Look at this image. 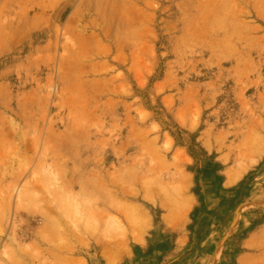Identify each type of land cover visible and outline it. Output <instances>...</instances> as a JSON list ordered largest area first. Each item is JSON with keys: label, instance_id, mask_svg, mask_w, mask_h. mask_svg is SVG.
I'll use <instances>...</instances> for the list:
<instances>
[{"label": "rangeland", "instance_id": "374dc122", "mask_svg": "<svg viewBox=\"0 0 264 264\" xmlns=\"http://www.w3.org/2000/svg\"><path fill=\"white\" fill-rule=\"evenodd\" d=\"M84 3L0 0V264H264V0Z\"/></svg>", "mask_w": 264, "mask_h": 264}, {"label": "crops", "instance_id": "0c3cea01", "mask_svg": "<svg viewBox=\"0 0 264 264\" xmlns=\"http://www.w3.org/2000/svg\"><path fill=\"white\" fill-rule=\"evenodd\" d=\"M11 3H17L18 7L24 3L35 5L38 9L26 19V23L42 26L38 27L44 29V33H49L50 37L76 38L81 32L78 29L84 16V0H11ZM57 33L60 34L57 36Z\"/></svg>", "mask_w": 264, "mask_h": 264}, {"label": "bare ground", "instance_id": "6f19581e", "mask_svg": "<svg viewBox=\"0 0 264 264\" xmlns=\"http://www.w3.org/2000/svg\"><path fill=\"white\" fill-rule=\"evenodd\" d=\"M229 177H230V176H229ZM233 179H234V178H233ZM45 226H46V225H45ZM47 227H48V226H47ZM47 227H46V228H47ZM47 231H48V230H47ZM45 232H46V230H45ZM46 233H47V232H46ZM46 233H45V234H46ZM44 236H48V235L46 234V235H44ZM58 236H59V235H58ZM48 237H49V236H48ZM46 238H47V237H46ZM58 238H59V237H58ZM46 241H47V240H46ZM58 248H59V247H58ZM75 260H76V259H75ZM60 261H61V260H59L58 262L60 263ZM71 261H73V260L71 259ZM79 262H80V261H79ZM112 262H113V261H112ZM71 263H72V262H71ZM73 263H74V261H73ZM73 263H72V264H73ZM76 263H77V262H76Z\"/></svg>", "mask_w": 264, "mask_h": 264}]
</instances>
